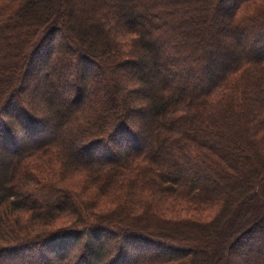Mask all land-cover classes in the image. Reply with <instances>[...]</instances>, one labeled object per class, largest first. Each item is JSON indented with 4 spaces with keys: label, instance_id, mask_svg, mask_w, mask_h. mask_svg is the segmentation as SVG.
Here are the masks:
<instances>
[{
    "label": "trees",
    "instance_id": "trees-1",
    "mask_svg": "<svg viewBox=\"0 0 264 264\" xmlns=\"http://www.w3.org/2000/svg\"><path fill=\"white\" fill-rule=\"evenodd\" d=\"M35 59L64 110L22 85ZM32 158L87 172L110 209ZM184 197L192 217L175 218ZM140 244L169 253L131 259ZM259 251L264 0H0V264H264Z\"/></svg>",
    "mask_w": 264,
    "mask_h": 264
},
{
    "label": "rangeland",
    "instance_id": "rangeland-1",
    "mask_svg": "<svg viewBox=\"0 0 264 264\" xmlns=\"http://www.w3.org/2000/svg\"><path fill=\"white\" fill-rule=\"evenodd\" d=\"M71 2H70V4H71ZM70 8H71V5H68L67 7L65 6L64 9H70ZM75 11L78 12V8L77 9L75 8ZM59 18H61V22L66 21L64 16H61V17L59 16ZM73 24L74 23L71 24V22H67L64 25L65 30L63 29V32L57 33V35H56L57 51L60 50L62 48L63 44L67 41L66 35H68L70 37L71 34L74 32L75 26ZM217 26H219V24L216 23L214 25V27H217ZM45 45H46V43H45ZM42 50H44V51H42V54H44L45 51L47 50V47L44 46ZM55 62L56 61H53L51 63L52 64L51 68L53 69V71L56 72V71H59L60 67L57 66L58 63H57V65H55ZM39 67H40V63H38V60L35 59V62H32L30 64V74L28 77H26L27 79H23L22 85H26L28 87L29 91H31V92L33 91L34 93H36L35 100L38 103V105H40L39 108H42L45 112L50 113V111L53 109L52 107H55L54 105H57V104H58V106H60L59 108L61 111L64 110L66 108L64 103L60 104L57 101L56 102L55 101L49 102L48 100H46L45 97H43L41 91L44 90V86L42 85V83L40 81V79H42V77H41V72L39 71ZM138 70H139L138 72L142 71L143 73H146L145 69H138ZM122 72L128 73V74L130 73L131 75H134L133 76L134 78L137 77V74L135 73L136 72L135 68H133V69H131V68H124L123 69L122 68ZM142 72H141V74H142ZM91 73L97 74V76H99L100 79L102 78V80H106V78H107L106 71H101L99 69L93 68ZM144 77L147 79L142 78V81H144L146 83L150 84V83H153L155 81V79H150L149 77H147L145 75H144ZM89 78H91V77L89 76ZM91 80H92V78H91ZM132 84H134V85H132V88L138 89L139 86L135 85L134 80L132 81ZM54 88H56V87H54ZM140 97H142L144 99L151 100L150 95L139 93V91H136V93H134L132 96L134 101ZM134 119H135V122L132 123V126H135L134 129L137 132H142L141 130H139V126H142L140 124H143L142 123V120H143L142 117L136 115V118H134ZM132 149L134 151H136L135 150L136 148H134V146L132 147ZM243 155L245 156L246 154H243ZM53 160H56V161H53L50 165L48 163H46L43 159H40V158H32L28 162H29V164L34 165V166H42V168L44 169V170H40L42 172V175H44L46 178H49L51 180L60 181V182L64 183L66 186L76 190L78 192V194L80 196H82V198L89 205H91L92 201L95 202V205L97 204L98 206L95 207L96 209H94V211L106 212L108 209H110V208H104V207L109 205L108 201L110 202L111 196L106 194V193L104 194L102 192L100 186L93 185L90 182V178H89L90 176L87 172H85L83 170H79V169H75V170L73 169V170L68 171L67 170V164L63 165L66 167V171L65 170L63 171L62 167H61L62 165H61V163H59V159L55 158ZM139 193L142 194L141 192H139ZM100 194H102V195H100ZM178 200H179L178 202H180V204H182V202H183L182 198H180ZM186 203H188L190 207H192V205H195L194 203L189 202L188 199H186L184 197V207L181 205L176 206V210H175L176 211L175 212L176 217L175 218H179V219L182 218L183 219L185 216H191L192 217V212L186 209V206H187ZM165 206H167V205H165ZM172 212H173V210H171L170 214H174ZM129 250H130L129 253H130L131 259H133V256L137 253L139 255H141L143 258H151V257H154L155 255H161L162 256V255H167L169 253L168 251L159 250L158 248L156 249V248L150 247V246L146 247L145 245H141V244H140V246L134 245L133 247H130ZM256 253H258V255L264 254V251H259Z\"/></svg>",
    "mask_w": 264,
    "mask_h": 264
}]
</instances>
